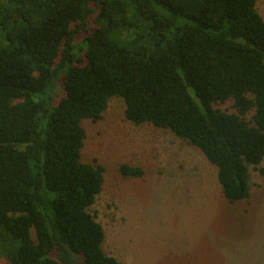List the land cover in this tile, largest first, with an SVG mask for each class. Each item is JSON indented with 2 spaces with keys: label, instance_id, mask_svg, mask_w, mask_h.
I'll use <instances>...</instances> for the list:
<instances>
[{
  "label": "trees",
  "instance_id": "trees-1",
  "mask_svg": "<svg viewBox=\"0 0 264 264\" xmlns=\"http://www.w3.org/2000/svg\"><path fill=\"white\" fill-rule=\"evenodd\" d=\"M255 5L0 0V258L122 264L104 252L88 211L105 170L81 160L82 121L100 120L114 97L135 126L198 148L229 204L249 199L250 168L264 177V20ZM228 101L234 113L214 108Z\"/></svg>",
  "mask_w": 264,
  "mask_h": 264
},
{
  "label": "rangeland",
  "instance_id": "rangeland-1",
  "mask_svg": "<svg viewBox=\"0 0 264 264\" xmlns=\"http://www.w3.org/2000/svg\"><path fill=\"white\" fill-rule=\"evenodd\" d=\"M255 1L264 20V0ZM214 108L235 112L231 101ZM124 109L114 97L100 120L82 121L81 160L105 170L88 210L104 230V252L122 264H264V177L250 168L249 199L229 204L198 148L168 130L135 126ZM122 165L142 175L124 177Z\"/></svg>",
  "mask_w": 264,
  "mask_h": 264
}]
</instances>
